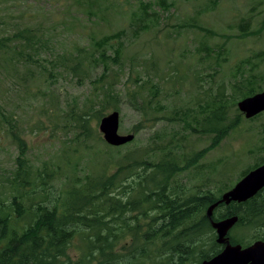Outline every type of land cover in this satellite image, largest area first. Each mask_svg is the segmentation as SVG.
I'll list each match as a JSON object with an SVG mask.
<instances>
[{"label":"rangeland","instance_id":"rangeland-1","mask_svg":"<svg viewBox=\"0 0 264 264\" xmlns=\"http://www.w3.org/2000/svg\"><path fill=\"white\" fill-rule=\"evenodd\" d=\"M153 1L0 0V36L19 25L40 26L51 34L53 47L46 56L52 61H43L46 69L33 65L31 73L24 67L0 66V173L14 168L19 152L8 120L16 124V132L25 139L27 155L36 166H51L52 162L61 166L58 187L72 173L83 175L103 167L113 149L91 141L90 147L86 145L73 111L97 105L110 87L119 94V132L135 134L130 145L114 149L118 155L134 147L162 145L166 150L171 135L182 125L166 119L173 110L194 107L198 99L218 90L230 93L241 70L257 74L261 78L257 86L264 90V0H169V8L154 6L143 18L142 4ZM153 11L157 15H152ZM121 31L125 32L118 38ZM115 34L106 49L114 58L113 47H118L121 56L118 62L109 61L108 77L99 79L105 70L102 64L88 77L71 70L69 63L63 64L64 55L76 47L93 51L96 40ZM153 85L161 90L158 98L162 107L141 108L144 113L136 107L141 100L134 101L131 96L133 90H141L148 101ZM242 115L239 127L208 151L198 165L177 174L174 180L188 185L191 192L211 189L224 194L231 189L242 171L260 159L262 154L257 150L264 145V112L256 119ZM185 136L180 153L191 154L193 149L210 145L208 135ZM124 241L127 244L129 239ZM77 249L69 251L73 259Z\"/></svg>","mask_w":264,"mask_h":264},{"label":"trees","instance_id":"trees-1","mask_svg":"<svg viewBox=\"0 0 264 264\" xmlns=\"http://www.w3.org/2000/svg\"><path fill=\"white\" fill-rule=\"evenodd\" d=\"M171 4L169 0L142 4L143 18L150 8L166 9ZM156 13L153 11L152 15ZM124 32L117 37L121 38ZM115 36L96 40L93 51L76 47L64 55L63 64L69 63L71 70L86 77L102 64L105 70L99 79L108 77L109 61L118 62L121 56L118 47H113L114 58L106 49ZM51 44V34L42 27L19 25L0 36V66L5 63L15 70L24 67L31 73L33 65L46 69L43 61H52L46 57L51 55ZM259 79L257 74L241 70L230 93L218 90L198 99L194 107L174 109L166 119L182 125L171 135L166 150L162 145L153 149L134 147L122 155L115 150L133 141L110 145L98 129L100 119L108 111L119 110V94L111 87L106 89L97 105L92 103L82 112L73 111V118L86 145L90 147L91 141L113 150L103 167L83 175L72 173L59 187L61 166L54 162L51 166H36L27 155L25 139L16 132V124L8 120L19 152L14 168L7 174L0 173V264H201L218 254L222 245L216 241L207 209L221 198L223 190L191 192L188 185L177 183L174 177L198 165L208 151L241 125L244 119L238 101L262 91L257 86ZM160 91L158 85H153L148 101L143 99L141 90H133L131 97L141 100L136 106L140 110L159 108ZM186 133L208 135L210 145L193 149L191 154L180 153V142ZM158 152L162 153L156 159ZM257 152L262 156L242 171L239 179L264 163V145ZM233 215L238 216V221L229 233L231 243L248 246L264 240V187L246 201L218 204L212 218L220 220ZM120 244L122 249H118ZM72 247H78L76 259L70 256Z\"/></svg>","mask_w":264,"mask_h":264},{"label":"water","instance_id":"water-1","mask_svg":"<svg viewBox=\"0 0 264 264\" xmlns=\"http://www.w3.org/2000/svg\"><path fill=\"white\" fill-rule=\"evenodd\" d=\"M238 108L247 118L264 112V90L246 96L238 102ZM120 112L113 110L99 121V130L105 141L113 146H122L135 138L134 133L121 134ZM264 187V163L248 171L222 197L209 206L207 216L215 229L216 241L223 245L222 251L211 258L204 259L201 264H264V240H256L248 246L231 243L229 233L238 221L233 215L220 220L212 218L215 207L220 203L230 204L232 201L243 202L255 196Z\"/></svg>","mask_w":264,"mask_h":264},{"label":"flooded vegetation","instance_id":"flooded-vegetation-1","mask_svg":"<svg viewBox=\"0 0 264 264\" xmlns=\"http://www.w3.org/2000/svg\"><path fill=\"white\" fill-rule=\"evenodd\" d=\"M217 235V234H216ZM222 249H223V245H222ZM222 251V250H221Z\"/></svg>","mask_w":264,"mask_h":264}]
</instances>
